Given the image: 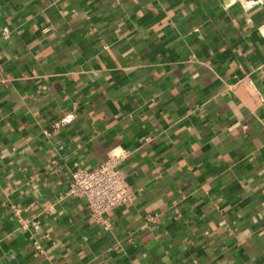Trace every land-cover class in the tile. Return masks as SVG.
<instances>
[{
  "label": "crops",
  "instance_id": "0c3cea01",
  "mask_svg": "<svg viewBox=\"0 0 264 264\" xmlns=\"http://www.w3.org/2000/svg\"><path fill=\"white\" fill-rule=\"evenodd\" d=\"M253 2L0 0V264H264ZM110 155L134 200L101 221L60 197Z\"/></svg>",
  "mask_w": 264,
  "mask_h": 264
},
{
  "label": "built area",
  "instance_id": "2783aa9c",
  "mask_svg": "<svg viewBox=\"0 0 264 264\" xmlns=\"http://www.w3.org/2000/svg\"><path fill=\"white\" fill-rule=\"evenodd\" d=\"M253 3L263 4L264 0H254ZM11 34L12 30L9 26L2 27L0 29V40H8ZM72 120L73 115L67 113L53 125V128L63 127ZM44 136L50 137L51 132L44 131ZM66 197L84 198L86 207L92 216L101 221L105 213L123 207L134 200L133 194L125 188L124 178L119 170V157L115 155H110L107 160L93 169L75 167L70 174V182L60 199ZM15 221L19 231L34 234L40 232L41 220L38 216L21 217L16 213ZM33 245L35 249L40 250L37 242H34Z\"/></svg>",
  "mask_w": 264,
  "mask_h": 264
}]
</instances>
